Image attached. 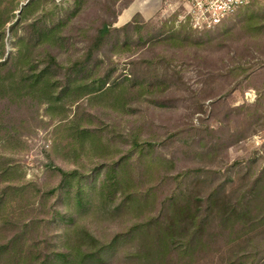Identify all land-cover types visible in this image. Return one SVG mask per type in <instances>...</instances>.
Here are the masks:
<instances>
[{
    "label": "rangeland",
    "instance_id": "rangeland-1",
    "mask_svg": "<svg viewBox=\"0 0 264 264\" xmlns=\"http://www.w3.org/2000/svg\"><path fill=\"white\" fill-rule=\"evenodd\" d=\"M27 1L19 0V8ZM54 1L64 8L73 3V0ZM156 1L152 16L144 18L140 14L143 21L139 33H128V47L111 51L114 59H106L100 72L112 67L113 77L131 75L136 82L163 84L137 88L138 84L128 83L120 106L84 97L63 109L48 111L44 104H24L3 115L0 169L5 174L0 177V191L8 185L26 186L21 192L24 195L21 202V196L9 190L7 207L20 219H27L36 210L20 209V203L34 207L44 203V211H39H49L52 199H40L37 191L46 192L57 184V168L86 171L107 159L118 158L128 148V143H119V149L112 147V153L104 154L92 149L89 140L83 146L73 145L69 125L64 126L68 121H80L94 132L101 131L104 141L114 133L126 137L134 134L141 142L155 143L158 154L168 161L154 181L160 198L177 185L181 186L179 191L200 199L197 204L205 205L211 190L219 187L220 198L233 204L240 201L250 211L251 228L238 230L240 224L223 227L215 218L207 229L210 235L205 236L206 245L195 253L191 262L175 258L168 264H257L259 261L264 264V0H249V6L241 9L231 21V27L222 32L216 30L198 36L192 31H187L188 36L182 33L192 38L186 46L160 41L168 35L158 33L163 27L162 19L172 18L175 27L182 23L175 22V15H161L164 1ZM178 1L171 0L177 11ZM108 2L111 0H87L82 12L73 19L72 28L67 30L74 45L57 50L60 58L77 57L81 53L84 40L78 37L77 28L96 26L101 17L111 19L119 2L114 1L113 5ZM51 4L45 0L34 6L21 23H18L20 9L14 12V18L4 26L6 55L16 50V34L22 33L24 26L37 20ZM244 11L257 12L263 33H247ZM14 23L18 24L11 29ZM122 25L116 18L113 26ZM177 30L176 27L172 31ZM63 35L67 34L63 32ZM88 113L93 117H87ZM186 170H190L189 179H173ZM119 212L124 215L109 219L90 217L85 223L97 236L108 238L141 221L145 215ZM11 232L5 234L9 236ZM60 233L58 227L48 231L49 247L57 248ZM123 252L119 250V255L109 264H127L121 263Z\"/></svg>",
    "mask_w": 264,
    "mask_h": 264
},
{
    "label": "trees",
    "instance_id": "trees-1",
    "mask_svg": "<svg viewBox=\"0 0 264 264\" xmlns=\"http://www.w3.org/2000/svg\"><path fill=\"white\" fill-rule=\"evenodd\" d=\"M43 1L29 0L19 8V0H0V132L3 115L18 110L24 104H44L46 110L51 111L87 97L91 101L120 106L119 101L126 94L128 83L132 86L138 84L137 88L163 84L136 82L131 75L113 77L112 67L100 72L106 59H114L111 51L119 52L128 47V33L137 34L141 29L139 24L143 19L138 12L121 27L113 26L120 11L132 0H111L107 4L119 2V8L113 11L111 19L101 17L96 26L77 28L78 37L84 40L82 51L77 57L63 58L59 57L57 50L74 45L69 41L71 35L67 30L72 28L73 19L82 12L87 0H73L67 8L50 0L51 6L37 20L27 23L22 33L16 34V50L6 55L5 24L14 18L18 9L21 14L18 23H21L34 6ZM248 6L238 8L232 18L204 31L193 30L187 23L177 25L179 30L172 31L176 28L173 19H162L163 27L158 29V33L168 35L160 41L186 46L192 39L187 37V31L197 36L216 30L222 32L231 27V21ZM256 15L257 12L244 11V25L249 35L263 33ZM18 23H14L11 29ZM63 32L67 34L65 37ZM182 33L187 36H182ZM87 117L93 115L88 113ZM68 125L73 145L83 146L89 140L92 149L104 154L112 153V147L119 149V143H128V148L121 151L118 158L107 159L86 171L57 168V184L46 192L37 191L41 194L40 199H52L49 211L41 213L44 203L37 207L20 203V209L36 210L27 219H20L7 207L9 190L19 194L21 202L24 200L21 192L26 186L3 187L0 191V231L3 230L0 232V264H109L119 255V250L124 251L121 263L168 264L175 258L178 261L186 259L189 263L206 245L205 236L210 235L207 229L213 219L217 218L223 227L236 224H240L238 230L250 227L247 206L240 201L233 204L229 199L220 198L219 187L211 190L205 205L197 204L200 199L179 191L181 186L177 185L160 198L159 187L154 181L168 161L158 154L155 143L141 142L137 135L126 137L122 133H114L104 141L101 131L94 132L82 126L80 121L64 124ZM189 171L173 179L187 180ZM4 174L0 169V177ZM119 211L127 212L129 216L135 212L145 215L141 221L108 238L97 236L85 223L90 217L109 219L123 216ZM55 227L60 228L61 233L57 248H51L48 246L51 244L48 231ZM8 231H12L9 236L5 234Z\"/></svg>",
    "mask_w": 264,
    "mask_h": 264
},
{
    "label": "built area",
    "instance_id": "built-area-1",
    "mask_svg": "<svg viewBox=\"0 0 264 264\" xmlns=\"http://www.w3.org/2000/svg\"><path fill=\"white\" fill-rule=\"evenodd\" d=\"M160 7L161 15H175V22L187 23L193 30L204 31L215 28L233 15L249 0H179L178 11L171 0Z\"/></svg>",
    "mask_w": 264,
    "mask_h": 264
},
{
    "label": "crops",
    "instance_id": "crops-1",
    "mask_svg": "<svg viewBox=\"0 0 264 264\" xmlns=\"http://www.w3.org/2000/svg\"><path fill=\"white\" fill-rule=\"evenodd\" d=\"M156 0H133L128 7L124 8L117 17V23L128 22L136 13H140L144 18L152 16L156 10Z\"/></svg>",
    "mask_w": 264,
    "mask_h": 264
}]
</instances>
